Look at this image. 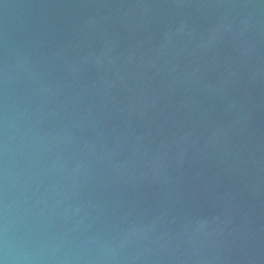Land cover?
Here are the masks:
<instances>
[{"label": "water", "instance_id": "water-1", "mask_svg": "<svg viewBox=\"0 0 264 264\" xmlns=\"http://www.w3.org/2000/svg\"><path fill=\"white\" fill-rule=\"evenodd\" d=\"M0 264H264V0H0Z\"/></svg>", "mask_w": 264, "mask_h": 264}]
</instances>
